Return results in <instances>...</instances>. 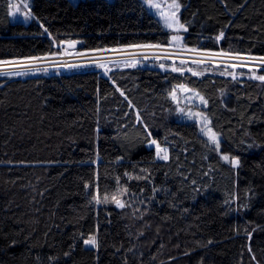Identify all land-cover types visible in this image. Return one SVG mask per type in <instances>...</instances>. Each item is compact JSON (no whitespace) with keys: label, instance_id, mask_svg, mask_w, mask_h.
Listing matches in <instances>:
<instances>
[{"label":"trees","instance_id":"16d2710c","mask_svg":"<svg viewBox=\"0 0 264 264\" xmlns=\"http://www.w3.org/2000/svg\"><path fill=\"white\" fill-rule=\"evenodd\" d=\"M178 2L183 48L264 57V0ZM29 7L28 23L13 22L0 0V62L52 57L69 42L79 53L171 43L142 0ZM218 71L0 75V264H264V83ZM180 85L207 101L219 152L178 117L170 93ZM117 177L132 207L97 205L96 189L116 192ZM81 233H97L99 248H85Z\"/></svg>","mask_w":264,"mask_h":264},{"label":"rangeland","instance_id":"374dc122","mask_svg":"<svg viewBox=\"0 0 264 264\" xmlns=\"http://www.w3.org/2000/svg\"><path fill=\"white\" fill-rule=\"evenodd\" d=\"M32 0H9L10 6L14 5L15 7H10V12L13 15L10 16L11 21L13 22H24L28 23L31 18L25 20V15L30 13V4ZM72 3H78L82 0H70ZM113 1V0H108ZM143 2V0H142ZM157 3H165V0H155ZM170 2V0H167ZM25 4L28 6L25 7ZM148 10V12L154 16L157 20L159 17L154 15L155 10H150L146 4H144ZM181 11V8H180ZM180 11L178 16L180 15ZM32 17V16H31ZM180 21V20H179ZM165 30H168L171 33V37L173 35H177L181 37L179 41H173L171 39L170 46L168 47H158V48H137V47H128V48H118L117 51L112 50H102L90 53H81L82 55H77L76 47L77 43L69 42L59 45L60 54L54 55L48 58H42L36 61H33V67L31 69L17 67L14 66V62H25L27 63L29 60L22 61H8L7 63L0 62V75L14 72H26L31 73L34 71H41L44 73H50L52 71H74V70H83L89 68H99L103 71V73L108 74L110 71L116 68H127V67H135V66H157L159 68L161 64L164 65V68L161 69H173L177 70L180 65H184L185 68L183 71L186 72H196L197 75H202V73L207 70H220L218 72H225L228 77H232V73L236 74L239 69H244L249 72V67L255 69L264 70V65H260L258 61L252 59V57L248 56H240L238 55L237 59H231L229 56H212L211 53L203 52V51H190L182 47V37L184 30L178 29L175 32L172 29L166 28L162 21L159 22ZM70 44H74L75 47H70ZM203 60V63H196L193 61ZM135 61V66H129L131 62ZM172 62L170 64H164L166 62ZM184 61V63H182ZM103 64L104 67L100 65ZM236 64L237 67H227V65ZM245 65V66H241ZM221 67V68H218ZM200 68V69H194ZM257 71V75H258ZM26 74V75H28ZM252 73L249 72V76ZM23 75H13V77H20ZM190 91H183L180 87H176L175 99L172 98L176 111L178 113V117L182 121H186L189 123H194L199 129L200 134L204 137V139L208 142V139L205 135L201 133V125L202 119L200 117H196L192 114L196 112L205 113L203 109L205 106L200 103V97L197 92L191 90L190 88L184 86ZM198 94V95H197ZM172 97V96H171ZM182 110V111H181ZM198 120L201 123H198ZM209 126V125H208ZM210 127V126H209ZM218 136V135H217ZM219 142L220 138L218 136ZM209 143V142H208ZM209 145L215 148V145ZM223 160V159H222ZM224 161V160H223ZM226 162V161H224ZM230 163V162H226ZM84 245V244H83ZM86 248V246L84 245Z\"/></svg>","mask_w":264,"mask_h":264},{"label":"snow or ice","instance_id":"6c2138e0","mask_svg":"<svg viewBox=\"0 0 264 264\" xmlns=\"http://www.w3.org/2000/svg\"><path fill=\"white\" fill-rule=\"evenodd\" d=\"M143 3L147 5V7L150 10H155L154 11V15H157L159 17L158 22L162 21L164 26L166 28L172 29L174 32L178 29H183L184 31H187V28L185 27L184 24L180 23L179 21V16L178 13L180 11L181 8V4L178 2V0H170V2H167V0H165V3H157L155 2V0H143ZM28 5L25 4V7H27ZM10 7H15L14 5L10 6ZM9 15H13L12 12H9ZM32 18L31 17V13H28L25 15V20ZM224 37V32L221 31L220 34L215 38L216 40H220ZM171 39L173 41H179L181 39V37L177 36V35H173L171 37ZM53 43L55 44V40H53ZM59 47V45H57ZM70 47H75L74 44H70ZM131 47H137V48H158L160 47V45H152V44H145V45H132ZM112 51H117L116 49H112ZM190 51L195 52L196 49H190ZM55 55V54H53ZM77 55H82L81 53H77ZM212 56H229L231 59H237L238 58V54L236 55H232L231 53L228 52H218V53H211ZM42 59L41 57H31L29 58V61L27 63L25 62H14V66L17 67H23V68H28L31 69L33 67L32 62ZM253 60L258 61L260 65H264V57H252ZM196 63H203V60L200 61H193ZM3 63H7V62H3ZM182 63H184V61H182ZM101 67H104L103 64L100 65ZM129 66H135V61L131 62V64H129ZM238 65L236 64H232V65H227V67H237ZM241 66H245V65H241ZM161 68H164V65L161 64L160 65ZM173 71H177L176 68L172 69ZM180 71H183V69H180ZM257 71H261V69H253L252 67H249V72L252 73L251 75V79H256L261 81L262 83H264V74L261 75H257ZM8 75H26L28 73L26 72H14V73H7ZM221 75H226L227 73L225 72H221ZM193 75H197L196 72H193ZM232 77L235 80L236 79V74L232 73ZM183 91L187 92L190 91L189 89L185 88L183 85L179 86ZM117 91H120L119 88H117ZM121 95H124L123 92H121ZM170 95L172 96L173 99H175L176 93L175 90H173V92L170 93ZM198 95V94H197ZM125 99H127V97H125ZM200 103L203 104L205 107L207 106V101L203 98L200 97ZM129 106H131V103L129 104ZM182 111V110H181ZM196 117H200L202 119V125H201V133L203 135H205L208 139V142L210 144L215 145V150L217 152H219L220 149V142L217 136V133H215L211 127H209V121L207 119L206 116L203 115V113L201 112H196L194 114H192ZM137 120L139 122L142 123V121L140 120L139 115L137 116ZM198 123H201L200 120H198ZM147 130V129H146ZM152 145H155L156 148V158L159 160H167L168 159V150L166 148H162L160 146L159 143H157L156 140H152L151 141ZM221 159H223L226 162H230L231 166L233 168H237L239 167L240 161L237 158H229V156L227 155H223L221 154ZM146 171L145 169H141V172ZM125 175L129 176V179L135 178L137 180L139 179H146V177L144 176H135L133 177L131 174L129 173H125ZM117 190L116 192H113L111 194L109 193H105L103 195V197L101 198L99 189H96V195L93 196V200L95 201V203L97 205L101 204V203H107L109 202V200H111L113 203H115V205L118 208H125V207H132L131 204L127 203L126 201H123L122 199H120L119 197L127 194L128 193V188L125 186H121L120 185V178L117 177ZM91 186L89 184H85V189L88 190ZM121 188L123 189V191L121 192ZM154 192L156 191H160L159 189H153ZM87 195H92V192L88 191ZM236 199V198H234ZM233 201H226L227 204H231ZM136 211H139V209H136ZM250 235V234H249ZM81 238H82V242L83 244L86 246V248L90 249H98L99 248V241H98V235L97 233H90L86 238H83V234L81 233ZM15 242H13L14 244ZM209 243H211V241H209ZM249 252H251V248L249 247ZM70 252H66L65 256H69ZM54 259L52 257L49 258ZM254 259V257H253Z\"/></svg>","mask_w":264,"mask_h":264}]
</instances>
